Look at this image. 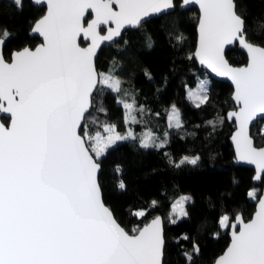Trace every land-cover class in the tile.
<instances>
[{
	"label": "snow or ice",
	"instance_id": "6c2138e0",
	"mask_svg": "<svg viewBox=\"0 0 264 264\" xmlns=\"http://www.w3.org/2000/svg\"><path fill=\"white\" fill-rule=\"evenodd\" d=\"M13 2L22 6V0ZM47 2V14L33 29L44 39L40 46L24 48L6 59L0 39V114H6L7 120L0 123V264H164L160 218L129 234L103 200L100 158L115 141L128 136L116 133L115 125L106 127L110 133L106 138L99 133L92 136L87 122L94 101L102 104L105 86L122 91L118 78L96 70L99 43L119 36L125 26H138L150 13L172 8L173 2ZM195 2L202 11L197 56L234 82V99L240 107L229 117L239 123L235 139L240 158L264 172V147H255L246 131L258 114H264V47L247 40L246 22L237 13L235 0ZM89 10L95 16L90 22L85 19ZM110 22L115 27L100 35V26ZM81 35L91 39L90 47L78 44ZM7 36L4 30L3 37ZM236 43L248 53L245 67L234 68L225 58V46ZM201 92L196 96L197 107L207 101L203 84ZM117 102L126 109L133 107L125 100ZM99 110L106 113L103 107ZM150 146L164 145L141 142V147ZM198 159L185 157L181 163L196 164ZM135 215L143 217L145 212ZM179 215L188 213L181 207ZM237 220L238 230L228 216L221 220L225 228H231L232 241L217 264H264V199L253 219ZM192 252L199 255L195 243ZM184 256L187 264H193L191 253Z\"/></svg>",
	"mask_w": 264,
	"mask_h": 264
},
{
	"label": "trees",
	"instance_id": "16d2710c",
	"mask_svg": "<svg viewBox=\"0 0 264 264\" xmlns=\"http://www.w3.org/2000/svg\"><path fill=\"white\" fill-rule=\"evenodd\" d=\"M175 2L178 5L180 0ZM236 3L245 18L248 39L264 45V27H260L264 24V0ZM44 12L45 7L32 0H22L19 7L13 0H0V37L7 30V58L14 49L39 42L30 30ZM198 18L196 7H177L104 45L97 67L101 73L117 77L122 91L116 93L105 86L100 94L102 104L94 101L87 122L91 132L109 124L120 130L147 126L150 133L145 131V137L150 143L159 145L168 138L163 147H137L127 139L117 142L100 158L99 175L105 202L130 232L157 214L164 216V264H187L185 252L192 254L193 264H212L230 240L229 228L221 224L222 216L227 214L230 222L239 212L250 218L262 187L253 182L252 167L234 163L230 140L233 122L227 117V111L235 107L232 85L212 78L207 101L199 107L188 95L189 86L195 87L209 75L194 58ZM227 56L235 64L247 61L246 53L237 45L227 51ZM118 100L137 105L134 112L144 115L145 122H127L126 108ZM172 105L180 110V126L169 125L168 109ZM101 107L106 113L99 110ZM252 134L258 145L264 144V119L253 126ZM193 155H199L196 164L181 163L184 156ZM257 186L260 190L254 198L249 194ZM183 192L192 196L185 204L188 215L173 223L172 206ZM139 210L145 212L143 217L135 215ZM185 235L188 240L183 239ZM193 243L198 245L199 255L192 252Z\"/></svg>",
	"mask_w": 264,
	"mask_h": 264
},
{
	"label": "water",
	"instance_id": "95a60500",
	"mask_svg": "<svg viewBox=\"0 0 264 264\" xmlns=\"http://www.w3.org/2000/svg\"><path fill=\"white\" fill-rule=\"evenodd\" d=\"M32 2L35 4V5H38V6H44L45 7V12L43 15H41L39 18H37L35 20V22L33 23L32 25V28L30 30V34L32 36H38L39 37V42L36 43L34 46H30V45H26L22 48H19V49H14L11 53V56L18 52V51H21L23 50L24 48H29V49H35L36 47L40 46L43 42H44V39L43 37L34 32L33 29H34V25L40 20L42 19L48 12V2L47 0H32ZM173 2V7L170 8V9H162L160 12H153V13H150L149 15L143 17L141 19V22L138 26H125L124 28L121 29V34L117 37H113L112 40L110 41H102L99 43V46L96 48V52H95V56H94V63H95V67H96V70L97 72H100L98 67H97V64H96V60H97V57L99 55V53L101 52L102 48L104 47V45H110V44H113L115 43L117 40H119L123 34L125 33L126 30L128 29H135V28H138L142 23H144L145 21L149 20L150 18H153V17H158V16H161L163 14H167L173 10H175L177 7L181 10L183 9H187L189 7H196L199 11V18H198V22H197V43H196V47H195V50H194V58L196 60V62L198 63V65L201 67V68H204L207 73L211 76V78L213 79H217V80H223V81H227L229 82L231 85H232V88H233V91H232V94H231V97H232V100L234 101L235 103V107L233 108H230L228 111H227V117H228V120L233 122V130H232V133L230 135V140L232 142V145H233V148H234V151H235V159H234V163L236 165H244V166H249V167H252L254 169V174H253V182L256 183V184H262V187H261V192H260V195L259 197L257 198L256 200V206H255V210L253 211L252 215L250 218L246 219L243 214L241 212L237 213L235 218H233L230 222L231 225H235L236 229L238 230L240 225H239V221L237 220V217H240L242 218L245 222H248L250 221L251 219H253V217L256 215V213L258 212L259 210V202L261 199H264V172H261L257 166L255 164H252V163H249L247 160H244V159H241L240 158V153L238 151V148H237V142H236V134L237 132L240 130L239 129V123L235 120V118H230L229 117V114L234 112V111H238L239 110V107L240 105L236 102V100L234 99V95H235V84L234 82L232 81V79L229 77V76H226V75H218L216 72H214L211 68H209L206 64L204 63H201L200 61V58L199 56H197V52L199 50V43H200V28H199V23H200V19H201V15H202V11L200 9V6L198 3L195 2V0H190V2H185V0H180V3L177 5L175 0H172ZM235 3H236V0H235ZM113 8L114 10H118V5L116 4H113ZM236 11H237V3H236ZM237 13L245 20V18L237 11ZM89 14H91V16H89ZM95 16H94V13L92 12V10H89L88 13H86V16H85V19L86 21L90 22L92 19H94ZM102 27H105V31H102L101 28ZM115 25L114 24H111V22L107 25H101L100 28L98 29L100 35H107L108 33V29L109 28H114ZM247 34V33H246ZM247 40L251 43H253L254 45H257V46H260V47H264V45H261L259 43H255L251 40L248 39V36L246 37ZM0 39L3 40V44H2V50H3V54H4V44H5V41L6 39L4 37H0ZM78 44L81 46V47H90L91 46V39L90 38H85L83 37V35H81V37L78 39ZM243 50L246 55H247V61L243 64H235L233 62L230 61V59L228 58L227 56V51L232 49L234 46H236ZM224 53H225V58L227 59L228 63L234 67V68H240V67H245L248 63V53L247 51L241 46L239 45L238 43L236 44H232V45H226L225 46V50H224ZM5 56V54H4ZM10 56V58H11ZM6 59H10V58H7L5 56ZM92 109V108H91ZM90 109V110H91ZM3 116H6V114H0V123H7L3 120ZM260 119H264V114H258L257 117L252 121L250 122V124L248 125L247 127V135L253 140V144L255 147H264V144H261V145H258L255 141V138L252 134V128L253 126L260 120ZM101 165V163H100ZM100 172H101V168H100ZM100 175V173H99ZM259 177V178H257ZM103 193V191H102ZM103 200H104V197H103ZM104 203L105 205L112 211L113 213V216L114 218L117 220V222L121 225V227H123L126 231L129 232V234H134L135 232H130L129 230L126 229V227L121 224L119 222V220L117 219V217L115 216L113 210L109 207V205H107V203L105 202L104 200ZM160 218L161 222H162V225H163V231H164V237H165V227H164V216L162 214H157L155 216H153L152 218H150L146 223H144L139 229H143L145 226H147L148 224H150L154 219L156 218ZM231 228H229V236H230V240H229V243L228 245L225 247V249L216 257V259L214 260V262L212 264H217V261L219 260L220 257H222L224 255V253L227 251L228 247L230 246L231 244V241H232V236H231ZM165 244H166V239H165ZM164 257H165V249H164ZM164 257H163V260H164Z\"/></svg>",
	"mask_w": 264,
	"mask_h": 264
},
{
	"label": "rangeland",
	"instance_id": "374dc122",
	"mask_svg": "<svg viewBox=\"0 0 264 264\" xmlns=\"http://www.w3.org/2000/svg\"><path fill=\"white\" fill-rule=\"evenodd\" d=\"M102 73L110 74V73H107V72H102ZM110 75H112V74H110ZM112 76H113V75H112ZM113 77H114V78H117V77H115V76H113ZM211 81H212V78H211L210 75H208V76L202 78V79L197 83V85H196L195 87H190V86H189V87H188V95H189V97H190L195 103H197L196 96H197V95H202V94H204V93L201 92V85L203 84V85L206 87V95H208V88H209V85H210ZM128 103L131 104V102H128ZM133 106L136 107L137 105H133ZM173 106H175V110H176V116H175V117L173 116ZM134 107H132L131 109H126L125 118H126L127 122H135L136 124H137V123H140V124H141L142 122L144 123V122H145V121H144L145 119L143 118L144 115H142L141 113H140V114L135 113V112H134V111H135ZM137 107H138V106H137ZM168 110H169V115H168L169 125H171V126H177V120H176L177 117H178L180 123L182 122V120H181V113H180V110H179V108H178L176 105H172V106H170ZM109 125H115V124H109ZM109 125H107V126H109ZM107 126H105V128H104L103 130L96 131V132H91V131H89L88 129H87V130H88V132L90 133V135H92V136H95L97 133H99L100 135H102V136H104V137L106 138V137L110 134V133H108V132L106 131V127H107ZM143 127H144V126H143ZM146 127H147V126H146ZM146 127H145V129H144V128H141V129H140V128H137V129H136V128H132V129H123V130H120V129H118L117 126L115 125V130H114V131H115L116 133H119V134L122 135V136H128L127 140H129L130 143H131L132 145H136V146H137V144H141L142 141L148 139V136L145 137V136H146V132H147V133H150V132H149V130H148ZM145 131H146V132H145ZM132 136H135V137H136L135 139H137V141H139V142L133 140V139L131 138ZM167 139H168V138H164V140H162V142H166ZM123 140H125V139H123ZM119 141H122V140H117V141H115V143H113L110 147H112L113 145H115V144H116L117 142H119ZM110 147H109V148H110ZM137 147H138V146H137ZM109 148H108V149H109ZM108 149H107V150H108ZM185 157H188L189 159H192V158H196V157L199 158V155L184 156V157H183V160H184ZM259 190H260V187H259V186H257V187H255V188L252 189L251 193L254 194V195H252L254 198L257 196ZM182 197H189V198H190L189 200L192 199V196H191V194H190L189 192H183V193H181V194L175 199V201H174V203H173V206H172L171 213H170V216H171V218H172L173 220L178 219V218L181 217V216L179 215L180 208L183 207L184 210H185V204H186L187 201H189V200H187V201H181V198H182ZM178 202H179V203H178ZM139 211H141V210H139ZM224 216H228V215L225 214V215L222 216V218H223ZM222 218H221V220H222ZM229 222H230V221H229ZM222 226H223V225H222ZM223 228H224V226H223Z\"/></svg>",
	"mask_w": 264,
	"mask_h": 264
},
{
	"label": "flooded vegetation",
	"instance_id": "af4514ba",
	"mask_svg": "<svg viewBox=\"0 0 264 264\" xmlns=\"http://www.w3.org/2000/svg\"><path fill=\"white\" fill-rule=\"evenodd\" d=\"M89 16H91V14H89ZM101 30H102V31H105V27H102ZM126 31H127V30H126ZM126 31H125V32H126Z\"/></svg>",
	"mask_w": 264,
	"mask_h": 264
}]
</instances>
